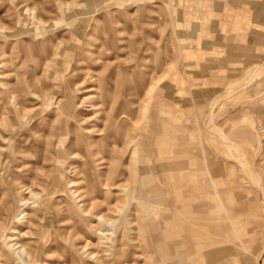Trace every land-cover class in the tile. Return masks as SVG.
<instances>
[{
	"label": "rangeland",
	"instance_id": "obj_1",
	"mask_svg": "<svg viewBox=\"0 0 264 264\" xmlns=\"http://www.w3.org/2000/svg\"><path fill=\"white\" fill-rule=\"evenodd\" d=\"M208 1L0 0V264H264V46L186 69Z\"/></svg>",
	"mask_w": 264,
	"mask_h": 264
},
{
	"label": "crops",
	"instance_id": "obj_2",
	"mask_svg": "<svg viewBox=\"0 0 264 264\" xmlns=\"http://www.w3.org/2000/svg\"><path fill=\"white\" fill-rule=\"evenodd\" d=\"M207 3L210 8L205 10L202 18L204 30L200 36L201 48L193 50L195 58L183 63V66L187 65L186 69L197 71V64L199 71L203 65L205 71H214L215 64L246 62L248 54L253 56L251 50L254 46H264L261 32L254 33L255 19L258 20L262 13L257 10L258 6L263 5L260 1L229 0L224 5L217 1ZM259 40L261 43L256 45Z\"/></svg>",
	"mask_w": 264,
	"mask_h": 264
},
{
	"label": "bare ground",
	"instance_id": "obj_3",
	"mask_svg": "<svg viewBox=\"0 0 264 264\" xmlns=\"http://www.w3.org/2000/svg\"><path fill=\"white\" fill-rule=\"evenodd\" d=\"M250 76V75H249ZM248 77V76H247ZM249 78V77H248ZM248 80V79H247ZM231 91V88L228 90V92L227 93H231L230 92ZM222 139L224 140V141H226V139H225V137H222ZM133 153V152H132ZM135 154V153H134ZM102 218H100V219H98V220H101Z\"/></svg>",
	"mask_w": 264,
	"mask_h": 264
}]
</instances>
